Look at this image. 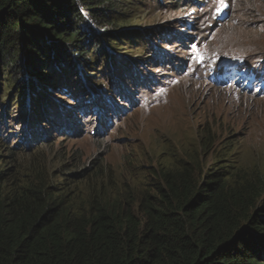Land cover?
<instances>
[{
	"label": "trees",
	"instance_id": "obj_1",
	"mask_svg": "<svg viewBox=\"0 0 264 264\" xmlns=\"http://www.w3.org/2000/svg\"><path fill=\"white\" fill-rule=\"evenodd\" d=\"M206 1L151 4L191 8ZM135 3L0 0V90L9 82L25 92L24 111L30 109L22 117L33 137L22 149L21 144L10 148L0 137V264H264V173L226 166L219 154L207 167L213 147L208 129L196 150L170 165L156 166L149 173L151 181L137 190L114 179L101 160L81 165L79 154H72L70 169L57 175L68 187L90 182L85 197L74 195L42 166L23 171L19 163L24 156H38L36 150L50 143L42 124L51 126L49 136L66 140L71 134L75 109L61 115L50 102L52 96L80 98L81 111L86 101L108 109L103 89L80 78L96 63L93 54L113 58L108 43L125 38L119 35L127 34L122 28L130 21L121 18ZM187 28L192 25L175 21L148 30L159 45L174 48L167 52L172 54L155 50L154 64L166 59L184 66L180 52L189 44L178 30ZM120 66L116 80L125 75ZM256 70L250 67L249 74L259 79L262 74ZM236 87L244 90L243 85ZM63 131L68 134L58 136Z\"/></svg>",
	"mask_w": 264,
	"mask_h": 264
},
{
	"label": "rangeland",
	"instance_id": "obj_2",
	"mask_svg": "<svg viewBox=\"0 0 264 264\" xmlns=\"http://www.w3.org/2000/svg\"><path fill=\"white\" fill-rule=\"evenodd\" d=\"M127 1L136 3L121 18L130 21L122 28L127 34L119 35L125 38L108 43L113 50V58L109 60L93 54L92 59L96 63L80 79L88 85L105 89L107 93L121 64L125 75L119 82L126 87L128 81L144 82L146 77H150L153 79L151 82H155L150 88L152 90L142 93L136 104L138 107L117 118L116 123L111 121L110 130L103 137L94 135L99 127L96 118L90 116H77L78 128L81 130L83 127L82 134L71 137L63 131L58 135H66V140L57 138V134L49 136L51 126L42 124L43 135H47L46 140L50 143L39 146L42 149L36 150L39 155L31 159L24 156L23 150L24 157L19 161L23 171L42 166L51 177L58 176L57 173L70 169L71 163L67 162L72 154H79L81 165L90 167L95 160H101L114 179L137 190L151 181L149 173L156 166L170 165L173 159L180 160L186 153L196 150L200 135L208 129L207 137L213 142V147L206 158L207 167L214 165V157L219 154V159L226 166L264 173V75L261 73L264 0H225L227 6L219 12L217 0L192 4L191 8L185 4L158 7L152 5L151 0ZM175 21L192 25V28L178 30L181 33L179 38L189 45L181 49L185 64L176 74L164 61L153 63L155 50L163 49L167 53L173 51V46L159 45L156 35L148 36L151 35L148 30L162 29ZM197 54L202 59H197ZM250 67L257 68L262 76L256 79L254 74L250 75ZM224 71L232 73L226 75ZM237 71L242 72L238 75L243 79L236 82L238 78L235 79L233 73ZM221 79L223 83H219ZM241 85L243 91L234 87ZM19 87L9 82L2 85L0 116L6 117L2 122L6 133L3 138L12 135L20 142L22 135L15 130L19 124L18 117L25 112L27 97ZM73 93L81 94L75 90ZM107 95L119 104L115 94ZM48 96L51 98V94ZM50 102L61 110L75 108V103L66 97L52 96ZM119 105L124 106V103ZM29 109L27 107L26 114ZM61 127L63 125L60 124L58 128ZM43 137L42 141L45 140ZM19 142L14 143L15 146ZM7 143L13 144L11 141ZM256 146L258 148L253 150ZM19 148L22 149V144ZM55 181L68 187L62 176ZM90 186V182L70 184L68 189L74 195L85 197Z\"/></svg>",
	"mask_w": 264,
	"mask_h": 264
},
{
	"label": "clouds",
	"instance_id": "obj_3",
	"mask_svg": "<svg viewBox=\"0 0 264 264\" xmlns=\"http://www.w3.org/2000/svg\"><path fill=\"white\" fill-rule=\"evenodd\" d=\"M168 56V55H166ZM168 59V57H166ZM170 60V59H169ZM164 62H166L170 68L173 70L174 74L177 73V71L180 70V68H178L175 64L167 61L166 59H163ZM170 63L172 65H170ZM173 66V67H172ZM153 80V79H152ZM148 82V83H147ZM152 83L155 82H149L148 80L144 81V82H137L136 80L134 81H128V85H126V87L123 85L122 82H119L118 80H114L113 85L110 86V89L107 91L103 89V93H104V97L103 100L104 102L108 105V109H105L102 105H99L98 103H90L89 101H86V109L81 111L79 110V105H80V98H76V100H73L72 102L75 103V116L73 117V119H71V124H70V128H72L71 137L74 136H78L79 133L82 134L83 131V127L80 130L77 126V121L79 122V120L77 119V116H87V118L93 117L96 118V123L97 126L99 128H96L94 131V135L98 136V137H103L107 131L110 130V126H111V121L112 124L116 123V119L117 118H122L123 114L128 113V111L135 109L136 107H138L136 104L138 102V98L141 97L142 93H145L152 87ZM219 83H223V79H221V81H219ZM218 84V82H217ZM144 85V86H143ZM143 86V88L141 87ZM110 93L111 94H115L117 96V98L119 99V104L120 103H124L123 105H119L117 104L115 101H113L111 99L110 96H108L107 94ZM70 99V98H68ZM126 104V105H125ZM57 112L61 113V115L63 116H67L69 113L64 109L61 110L60 108H57ZM77 114H81V115H77ZM89 117V118H90ZM2 120H0V137H2V139L5 141V143L11 141L13 142V144L8 143L12 148H15V144L17 142H19V139L15 138L12 135H6V138H3V134H6L4 131V124L2 123L3 121L6 120V118H0ZM19 120V124H18V128H16L15 132L17 134L22 135V139L20 140L19 144H22V146L27 145V142L31 143L33 142L32 139V129L31 127L29 128V125L26 123V121L23 119L22 116L18 117ZM91 122V121H89ZM82 126V125H81ZM41 127V126H40ZM39 128L35 129V132H39ZM9 134V133H8ZM42 139V138H41ZM15 143V144H14ZM34 145H32L33 147ZM26 148V147H25Z\"/></svg>",
	"mask_w": 264,
	"mask_h": 264
},
{
	"label": "snow or ice",
	"instance_id": "obj_4",
	"mask_svg": "<svg viewBox=\"0 0 264 264\" xmlns=\"http://www.w3.org/2000/svg\"><path fill=\"white\" fill-rule=\"evenodd\" d=\"M225 0H217V11H221L224 7H226ZM197 59H202L199 54H197Z\"/></svg>",
	"mask_w": 264,
	"mask_h": 264
}]
</instances>
